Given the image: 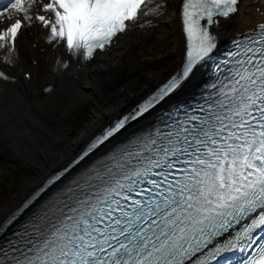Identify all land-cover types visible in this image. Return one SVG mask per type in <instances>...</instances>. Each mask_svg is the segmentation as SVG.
<instances>
[{
  "label": "bare ground",
  "instance_id": "bare-ground-1",
  "mask_svg": "<svg viewBox=\"0 0 264 264\" xmlns=\"http://www.w3.org/2000/svg\"><path fill=\"white\" fill-rule=\"evenodd\" d=\"M40 1L23 0L0 13V26L14 15L24 18L16 52L0 64V156L10 157L24 164L25 171L28 169V173L24 171L16 195L0 207V221L47 175L69 160L93 134L147 94L183 59L184 38L179 7L172 0H163L158 5L161 7L158 9V26L154 24L149 34H144L141 29H131L107 51L92 59L73 58L66 64L54 50H51V64L46 62V52H38L41 57L33 67L36 75L23 85L20 74L31 67L30 58L33 56L27 50L28 36L35 35L38 42L41 40L36 34L38 25L30 13ZM261 4L263 7L264 0ZM255 19L260 17L252 21ZM221 25L227 33L224 37L229 32L247 27L241 18L235 19L234 23L223 21ZM149 35L150 39L145 41ZM157 61L159 68L155 67ZM196 70L187 79L188 83L197 79L201 68ZM188 83L176 93L177 99L186 97ZM175 97L171 96L169 100ZM83 103L88 104L89 116L72 140L59 118L74 104ZM151 118L152 114H148L130 127L138 129Z\"/></svg>",
  "mask_w": 264,
  "mask_h": 264
},
{
  "label": "rangeland",
  "instance_id": "rangeland-1",
  "mask_svg": "<svg viewBox=\"0 0 264 264\" xmlns=\"http://www.w3.org/2000/svg\"><path fill=\"white\" fill-rule=\"evenodd\" d=\"M148 40L149 39H146L145 41ZM171 41L172 40L170 39V42ZM155 67L159 68L160 63H158ZM88 116V104L83 103L74 104L65 114H63V116L59 118L61 126L68 131V138L74 140L77 137L79 130L86 124ZM60 144L63 143L60 142ZM24 171V164L15 162L10 157L3 155L0 156V207L3 206L8 199L16 195V192L22 183L24 173H28V169L25 172Z\"/></svg>",
  "mask_w": 264,
  "mask_h": 264
}]
</instances>
